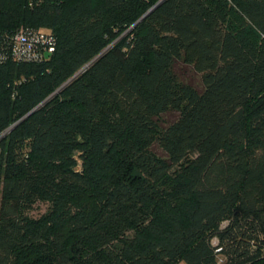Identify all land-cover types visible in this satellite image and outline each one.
Segmentation results:
<instances>
[{
  "label": "trees",
  "instance_id": "1",
  "mask_svg": "<svg viewBox=\"0 0 264 264\" xmlns=\"http://www.w3.org/2000/svg\"><path fill=\"white\" fill-rule=\"evenodd\" d=\"M159 1L0 0V264H264V0Z\"/></svg>",
  "mask_w": 264,
  "mask_h": 264
},
{
  "label": "built area",
  "instance_id": "2",
  "mask_svg": "<svg viewBox=\"0 0 264 264\" xmlns=\"http://www.w3.org/2000/svg\"><path fill=\"white\" fill-rule=\"evenodd\" d=\"M15 40L17 44L15 48L13 49V54L19 57L26 56V55H23V53L25 52L28 53V50H30V46L29 45L25 46L26 40L20 32L16 33ZM47 49L48 51H51L52 50L51 45H49Z\"/></svg>",
  "mask_w": 264,
  "mask_h": 264
},
{
  "label": "rangeland",
  "instance_id": "3",
  "mask_svg": "<svg viewBox=\"0 0 264 264\" xmlns=\"http://www.w3.org/2000/svg\"><path fill=\"white\" fill-rule=\"evenodd\" d=\"M47 209V203L45 202H36L32 207V210L29 212L31 217H38ZM175 264H185L184 261L179 260Z\"/></svg>",
  "mask_w": 264,
  "mask_h": 264
},
{
  "label": "water",
  "instance_id": "4",
  "mask_svg": "<svg viewBox=\"0 0 264 264\" xmlns=\"http://www.w3.org/2000/svg\"><path fill=\"white\" fill-rule=\"evenodd\" d=\"M161 1H162V0H160L159 2H157V3H156V4H155V5H154L149 11H151L154 7H156ZM149 11H148V12H149ZM148 12H147V13H148ZM147 13H146V14H147Z\"/></svg>",
  "mask_w": 264,
  "mask_h": 264
}]
</instances>
